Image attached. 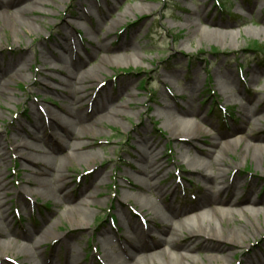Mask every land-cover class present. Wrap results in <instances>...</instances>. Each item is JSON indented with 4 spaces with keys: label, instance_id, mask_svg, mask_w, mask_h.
<instances>
[{
    "label": "rangeland",
    "instance_id": "rangeland-1",
    "mask_svg": "<svg viewBox=\"0 0 264 264\" xmlns=\"http://www.w3.org/2000/svg\"><path fill=\"white\" fill-rule=\"evenodd\" d=\"M9 2V13L0 17V64L10 66L3 76L5 84L0 85V134L11 141L5 151L6 164L0 166V177H7L8 183L4 190L6 205L0 208V214L7 211L14 229L22 234L32 230L39 236L58 216L65 214L66 208L88 199L91 205H80L86 216L84 225L63 217L52 232L65 235L63 239L73 245L72 255L81 256V264H109L111 260H120L124 249H130L126 238L133 234L122 221L120 208L127 209L142 228L147 230L151 226L154 230V234L139 238L148 254H156L144 263H164L165 254L161 250L165 246L160 235H169L164 219L169 214L166 205L193 206L207 184L195 172V160L192 162L191 158L205 157L201 148L209 150L217 142L221 145L238 140L250 127L264 136V101L257 106L263 117L260 124L245 121L242 109L259 98V92L264 95V53L251 50L253 41L264 44V0ZM21 7L27 8L26 11L19 12ZM65 42H69L71 50L62 48ZM100 43L109 44L108 50H101ZM22 62L25 68L19 74ZM70 70L85 74L92 96L83 111L89 120L77 127L82 134L80 141L88 145L81 151L86 158L78 160L67 159L71 152L69 145L75 139L57 129L51 117L54 114L64 118L62 110L67 105L68 91L62 81L67 80ZM254 71L260 76L257 83L251 82ZM103 91L111 98L95 104ZM129 99L138 106L122 104ZM175 102L178 108H192L208 120L197 130L193 141L180 138L168 123L169 109L176 112L179 121H195L178 112ZM111 108L122 110L124 116L109 114ZM101 115H104L101 123L97 124ZM70 120L77 122L75 116H70ZM20 124L29 132L30 145L45 152L55 149L59 159L65 160L63 168L70 191L65 198L38 185L35 182L38 176L27 170L30 164L21 155V148L14 149ZM54 130L62 136H56ZM144 134L158 141L162 161H167V167L159 174L163 176L162 185L170 187L164 196L165 203L148 192L139 193L137 184L146 177L127 167V164L147 166L148 163L140 162L138 152V140ZM259 145L264 147V141ZM245 148L243 140L226 153L229 162L240 165L229 171L230 186L225 195L232 196L234 181L239 180L238 191L242 196L253 195L255 190L262 198L264 169L252 158L255 146L243 161ZM25 150L28 155L30 149ZM127 186L130 195L125 199ZM20 190L28 194H21ZM136 193L140 199L151 202L146 212L132 197ZM257 204L247 199L240 206L224 207L235 213L225 219L224 233H229L228 227L233 225L251 223L243 210L251 212L255 206L262 209L253 217L256 227H250L245 238L230 241L216 235L202 236L194 242L198 264H256L257 256L264 251V204ZM213 207L216 206L207 205L206 210ZM193 213H181L177 218ZM1 227L5 226L0 222ZM53 237L45 238L43 254L33 257V263L41 264L44 258L50 260L56 253L57 263L66 264L69 255L65 241ZM0 241L24 243L11 236L0 237ZM190 241L186 233H181L178 244ZM26 253L11 249L2 256L3 264H29ZM104 254L109 255L107 260ZM211 255L220 260L209 262Z\"/></svg>",
    "mask_w": 264,
    "mask_h": 264
},
{
    "label": "bare ground",
    "instance_id": "bare-ground-1",
    "mask_svg": "<svg viewBox=\"0 0 264 264\" xmlns=\"http://www.w3.org/2000/svg\"><path fill=\"white\" fill-rule=\"evenodd\" d=\"M9 4V0H0V17L9 13ZM26 9L27 8L21 7V9H18V11L25 12ZM64 41H66V36L64 37ZM61 46L67 51L71 50V45L69 44V42H65V44ZM99 48L101 50H108L109 44L100 43ZM22 64L23 65L18 69L19 74L22 73L25 68V62H22ZM3 65L4 63L0 64V85L5 84V82L3 81V76H6L8 74V70H10V66L8 67ZM84 76L85 74H79V71L76 72L74 70H70L67 72V80H65V82L62 81V84L66 85V91H68V98H66L67 105H65L62 110L64 118H57L54 114L51 115L53 120L56 122V128L61 129L66 137H72L75 139V142L70 143L69 145L71 152L70 154L66 155L67 159L71 158L78 160L83 156L85 157V154L81 151L88 146L85 142L80 141V137L82 134H79L77 132V127L83 122L89 120V116L85 114V112H83L85 111L84 104L92 100V96L89 93L90 85L87 84L88 79H86V77ZM259 77V73L254 71V74L251 76V82L257 83L259 81ZM2 90L3 92L6 91L4 88ZM131 94L132 93H130L129 96H131ZM110 96L107 94V91H103L101 96L97 97L98 102L96 101L94 103L100 104L103 101H108V98H111ZM258 96L259 98L253 101L251 100V103H249L248 105L242 106V109H244V119L249 123L251 120H255V122L260 124L261 120L263 119V117L259 115L260 110L259 108H257V106L264 101V95L262 92H259ZM122 104L127 107L138 106V103H135V101L131 99L124 101ZM175 107L176 109L178 108L177 102H175ZM177 111L182 112V114L187 116L190 115L195 119V121H179L175 118L176 112L170 111L169 109L168 123H170L171 129H175V133L178 134L180 138L184 137L190 141L195 140L197 137V130L200 129L202 125L208 123L207 118L201 116L200 112L195 111L192 108H178ZM108 113L116 115L118 117L124 116L122 110H118L117 108H111ZM70 116H75L77 122H72L70 120ZM103 116L104 115H101L99 119L96 120L97 124L101 123V119ZM44 128L45 127H43V129ZM18 130L19 131L14 138V141H16L14 149L17 150L21 148V155H24L25 161L27 162V164H30V166L27 167V170L38 176L35 182L38 185L46 187L49 191L51 189V192L58 195L59 198H65L70 192L69 188H67L68 180L66 179V170H64L63 168L64 165H66L65 160L63 158L59 159V157L55 153V149L50 148L49 152H45L30 145L27 142V139L29 138V132L24 129L22 124L19 125ZM249 130L250 131L247 134L240 136V138L236 141H225V143H222L221 145H219V143L217 142L215 143V145L217 146L213 144L214 147L209 150L201 148V153L205 156L203 158L200 156H198V158L196 159L191 158L192 162L195 160V172L200 173V175L205 178L207 184H205V189L200 192V197L193 206L190 205L189 207L185 206L181 208L180 206L174 205L172 203L166 205L169 214L166 215L164 219L168 225L167 229H169V235H160V240L162 241L163 246H165V248L161 250L165 254V262L161 264H198L197 257L194 254V242L200 240L202 236L213 237L216 235L217 237L227 238L228 240L233 241L234 238H245V236H248L247 232L249 233V231L251 230L250 227H256L257 224H255L256 221L253 220V217L254 215L258 216L262 209L261 207L257 206H255L251 212L243 210V215H245L246 218H249V221L251 220V223L243 222L239 225L228 227L229 229H231L229 233H224L223 227L225 219L230 217L229 214H231V216H235L234 211H227L224 207L240 206V204H242L247 199H253V202L255 203L264 204V196H262V198H259L258 195H256L257 193H255V190L252 191L253 195L250 194L247 197L242 196L243 194L238 191L241 186L239 180L234 181V186L236 187L231 194L232 196L229 195L230 197H228L227 195H225L226 192L229 191L230 186V184H228L227 182L229 171L233 166L240 165L235 164L232 161L229 162L226 153L231 152V148L233 147L237 148L240 145L241 141H246L243 161L245 162L247 160V156L251 154V147L255 146L254 150L252 151V158L257 163V166H261L264 169V147H261L259 145L261 141H264V136L259 135L257 133V128L255 127H250ZM54 133L58 137L62 136L61 134L58 135L56 130H54ZM54 133L53 136H55ZM10 142V138H7L6 135L5 137H3L2 133L0 134V166L6 164L5 151ZM138 142L140 145L138 151L140 162L148 164L145 167L144 165H141L140 167L133 164L128 165V167L136 171V174H144L146 177L143 183H141L142 181L138 180L140 182H138L136 188L138 189L139 193L148 192L151 195L161 199V201L165 203L164 196L170 191V187L169 185H162L163 176L161 177L159 174L162 173V171L167 167V161H162L163 157L162 155H160L158 141H153L149 135L144 134V136L139 138ZM27 148L30 149L28 155H26L27 151L25 150ZM217 148L218 152L215 153ZM188 151L189 149H187V152ZM91 158L94 160V156H92ZM191 161L189 160V162ZM39 164L41 165V167L38 166ZM6 179L7 177H0V208L6 205V201L4 200L7 197L6 193L4 192V190H6L8 186ZM210 180H212V183L209 184ZM21 192L27 193L24 190H20V193ZM129 195L130 188H128V190L124 194L125 199L128 198ZM132 197L140 203L141 209L146 212L151 202H146L143 198L142 199L144 200V203L141 202L142 199L138 197L137 193ZM89 204H92L91 201H88V199H84L77 206L74 205L73 207L66 208V210L63 212L65 214H62V216H58L57 221L52 222L51 226L44 229L39 236L35 234L36 231L27 230V232L22 234L18 229L15 230L13 226V219H11L10 215H7V211L4 210V212L0 214V222L4 224L5 227L0 228V237H16L22 239L24 243H22L21 245H17L16 243H14V241H0V264L4 263L2 256L7 255L6 253L14 248L16 250L26 251V257L29 264H35L33 263L34 259L43 254L44 240L47 236H54L53 238L61 240L65 239V235L52 232L53 229L57 227V223L63 217H66L72 222L74 221L79 225H84V223H86V216L85 212L81 211L80 205L87 206ZM211 204L216 207L211 208V211H207V205ZM120 210L123 216L122 221H124V223L127 225L128 231H130L133 236L127 235L126 238L127 240H129L128 243L130 245V249H124L122 252L124 253V256L120 260H111L109 264H145L144 260L150 257L153 258L154 256H156V254L152 252L148 254L144 244H141L140 240H142L143 237H148L149 235L154 234V230L151 226H149L148 229L145 230L141 227V224L138 222V220H133L131 218L129 210L123 208H120ZM191 212H194L193 215L178 220L177 217L180 216L181 213L190 214ZM208 212H212V215L208 214ZM6 227L11 228L10 233L8 232V228L6 230ZM181 233L187 234V236L191 239L190 243L178 244L179 236L181 235ZM136 237H138V241L135 240ZM64 241L69 255V257L67 256L66 264H81V256L79 254L72 255V243L68 240ZM108 257V254L103 255V258L105 260H107ZM257 257L258 260L256 264H264V251H262L261 255ZM57 258L58 256L55 253L52 259L46 260L44 258L41 264H58ZM223 259L225 258L221 259L222 262ZM216 260H220L219 258H216V255H211L208 258L209 262H214Z\"/></svg>",
    "mask_w": 264,
    "mask_h": 264
},
{
    "label": "trees",
    "instance_id": "trees-1",
    "mask_svg": "<svg viewBox=\"0 0 264 264\" xmlns=\"http://www.w3.org/2000/svg\"><path fill=\"white\" fill-rule=\"evenodd\" d=\"M251 47H253V49H251V50L254 51L255 53H257V52L264 53V44H260L258 41H253Z\"/></svg>",
    "mask_w": 264,
    "mask_h": 264
}]
</instances>
